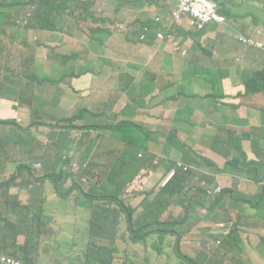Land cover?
Segmentation results:
<instances>
[{
    "label": "crops",
    "instance_id": "crops-1",
    "mask_svg": "<svg viewBox=\"0 0 264 264\" xmlns=\"http://www.w3.org/2000/svg\"><path fill=\"white\" fill-rule=\"evenodd\" d=\"M219 1L225 3L226 0ZM99 2L105 5L109 3L108 1ZM244 2L252 6L264 5V0H244ZM127 8L128 6H123L122 12L116 11L115 13L119 17L128 11ZM263 14L264 10L260 7L258 13L249 18L247 30L241 27V21L236 15L228 17L226 24L210 23L202 31L190 29L187 21L176 24V34H181L185 40L186 53L184 55H189L186 58L187 62L182 56H178L174 44L171 45L170 54L166 46H159L154 39L151 43V49L159 57H166V59L150 71L147 70L141 74H138V71L130 73L131 85L139 90L137 96L128 93L127 88L113 78L114 74L121 72L123 66L115 56L117 48L111 46L113 59L107 63V49L103 48L101 41L93 39V35L88 31L85 18L77 19L76 32L71 29L74 19L70 16V12L62 14V17L57 19L56 28L53 30L29 28L23 21L15 20L14 22L15 18H13L11 20L12 25L5 28L4 44L8 47L12 67L16 74L12 83L13 90L8 91L6 96L0 97V120H13L21 127L20 129H23L35 123L36 117L46 110L55 108L61 111L62 116L59 119L64 121L68 132L74 137V142L69 148V158L76 157L79 162L83 158H91L92 169L95 172L89 177H84L68 162L66 169L68 167L70 171L66 174L65 169L62 179L69 178L71 174L81 188L86 183H96L95 191H93L95 195L101 193L100 189L105 183L113 181L111 177L112 167L114 164L120 163L129 144L122 140L127 144L120 147L116 145L111 157L106 159L102 155L99 143L93 145L90 151L85 150L95 140H86V128L83 129V127L103 124L106 118L115 123L129 121L136 126L120 124V135L124 131L140 133L145 130L151 132L152 140H144L134 145L136 148L144 149L141 150L142 153L151 158L154 153H164L163 149L166 143L160 140V144L154 138L157 132H161L160 129L163 124L169 127L168 131L170 132L194 133L196 136L211 142L214 149L218 151H224L228 148L229 158L234 159V161H229L228 167L218 165L223 169L224 175L230 176V181L236 187L235 195L239 200L241 198V203L231 210V214L240 216L243 212L245 213V209L255 208L259 215L261 209L256 207L254 203L264 197V187L258 185V182L264 179V92L251 94L248 97L249 102L245 104L241 103L242 99L238 95L240 92H246V84L251 80L255 71L264 69V54L259 49L250 48L242 43L238 38V33L246 31L244 34L249 37L258 40L264 39V21H261ZM111 15L109 12H104L105 25L109 21L107 16ZM154 16H158V13H154ZM132 17L135 20L139 15L133 14ZM59 31L63 32L55 39L62 44L65 42L73 43L75 44L74 48L68 49L72 46L65 45L60 48L48 49L42 45L47 42L54 46L55 42H52L50 38L56 37ZM64 32H68V34H64ZM105 34L108 35L107 40L110 42H116L123 38L120 34L107 32L104 26L101 35L104 36ZM14 38L26 39L29 46L15 44ZM209 42L210 44L214 43V53L219 55L216 59L220 64L219 92L210 86L214 96L202 98L192 93L197 91L196 86L201 83L203 71H199L200 75L197 74L189 78L190 74L183 69L187 64L190 65L203 58L202 49L206 48ZM17 47H21L22 51L15 53ZM77 48L86 51L87 57L77 65H75L74 60L71 67L75 66L73 72H67L62 76L54 74L51 67L58 54H75ZM75 57L76 55L73 58ZM168 59L170 63L165 65ZM208 61L211 60L208 59ZM97 64L100 65V70L108 68L107 76L102 80L98 79L101 75L99 74L100 71L96 69ZM163 68L165 69L163 70ZM153 70H156L157 73H152ZM174 89L182 94L180 96L177 93L174 94ZM102 92L108 93L109 102L114 106L105 110H103L104 106L101 103L94 106L100 97H96L94 100L92 96L102 94ZM185 97H198L206 100L207 103L203 109L196 105H183L181 103ZM89 116L98 117L100 121H89ZM141 121L145 123L142 124ZM182 122L185 124L183 130L179 126ZM223 141H225L224 146L221 144ZM25 142L24 139L12 143L10 139H6L1 144H5L6 150H11ZM33 142L37 145L35 148L37 149L47 143V138L44 140L38 137L33 139ZM15 145L18 146L15 147ZM199 145L205 146L204 143H199ZM157 146H162L160 152L156 150ZM194 146L197 147L198 145L195 144ZM146 148H149V151H146ZM178 151V156L172 158L173 160L183 158V150ZM221 156L223 157L222 154ZM22 157L26 156H19V158ZM218 163L220 164V162ZM149 164L150 161L143 164L138 173L144 179L149 177L144 175ZM227 170L229 172L225 173ZM14 172L12 170L5 171L0 175L9 176ZM12 187H17L24 192L26 206H30L33 211L42 210L51 216L49 208L39 207L42 196L31 193L24 182L16 179V184ZM88 191L89 189H86L84 192L87 193ZM52 198L50 196V199ZM70 205L72 204H69L65 209L69 208ZM56 207H60V205ZM204 210L206 214L209 213L207 208ZM201 221L203 223L210 222L206 217H203ZM258 223H249L244 217V226L247 228L258 229ZM0 233L4 232L0 231ZM248 246L253 248L252 264H257L260 259L258 256L260 244L256 248L250 243Z\"/></svg>",
    "mask_w": 264,
    "mask_h": 264
},
{
    "label": "trees",
    "instance_id": "trees-1",
    "mask_svg": "<svg viewBox=\"0 0 264 264\" xmlns=\"http://www.w3.org/2000/svg\"><path fill=\"white\" fill-rule=\"evenodd\" d=\"M154 4L155 2L153 0H120L118 5L112 2L105 5L98 0H1L0 97L6 96L7 92L14 88L12 83L14 82L16 72L12 67V59L9 55L8 47L4 44V37L6 35L5 28L6 26L12 25L11 20H13V18H15L14 22L15 20H26L28 22L27 27L29 28L53 30L56 28L58 22L57 19L61 18L62 14L70 12V16L74 19L71 29L76 32L77 28L75 26L77 24V19L85 18L88 31L93 35V31L95 30H101L100 34H102L105 26L104 12L108 6L112 7V10L115 12H122L123 6H128L133 9V14L139 15L137 19H133L132 22L127 24L130 27L131 35H135L130 42L138 45V52L131 54L138 56L136 60L140 63L150 62L153 64L154 58L158 55L155 54L153 49H151L152 41L156 39L159 46H166L170 54V48L173 44L168 36L169 32H173L169 26V21L164 18H162L160 22L155 21V16L151 11V7ZM9 11H12V13ZM125 16L126 15L117 16L113 18L109 24L115 26L119 25L124 22ZM239 20L241 21V27L247 30L249 18H246V20L243 21L242 18L239 17ZM261 21H264V14L261 17ZM187 25L190 29H193L189 22H187ZM106 30L107 32L112 33L111 30ZM158 30L159 32L165 31L167 34L166 37H158ZM62 32L63 31H59L56 37L53 36V38H50L52 42H55L54 46L47 42L42 45L48 49L60 48L65 45L74 47L75 44L73 43L65 42L62 44L55 39L58 38ZM244 32L246 31H243V33ZM64 34H68V32H64ZM177 35L182 44H180L179 47L174 45L175 50L178 51L182 49L185 54L186 48L184 47V40L179 36V33H177ZM13 42L15 44L29 46V42L26 39L14 38ZM123 44L119 46L118 51H124L122 50ZM245 45L250 48H257L264 54V48H258L247 44ZM194 48H197V46H194ZM75 55L76 57L74 60L76 63L75 65H77L81 60L87 57V52L83 51L81 48H77L75 54H58V57L54 60V64L51 67L53 73L62 76L67 72H73L75 66L71 69H66L64 60L66 57L70 58ZM118 59L120 60V58ZM165 59L166 57L162 58V60ZM151 72L157 73L156 70ZM262 91H264V69H258L255 71L251 80L246 84L245 94L249 96ZM181 94L182 93H177L179 96ZM192 94L202 98H210L214 96L210 87L205 91H196ZM49 118L50 116L48 114L42 112L36 117L35 123L31 124L28 128L23 129H20L21 127L15 121L10 120L18 131H26V134L20 139H25L26 142L13 149L12 152L11 150H5V144H1L2 141H0V173L3 174L5 171L11 170L15 171V174H11L12 176L0 175V195L6 198L5 202L7 207L13 205L16 209L14 212L10 211L5 213L8 214V217H11L12 215L15 220L9 218L10 221H8L5 218H0V231L4 232L0 233V249H11L15 256L27 264H39V261L48 254L49 250L55 248L54 245L56 243H53L52 247L51 245L47 246L45 244L48 238H53L56 241L58 240V235H61L65 240H72L71 245H73L75 243L74 235L79 232L85 222H88L90 225L87 233L82 232L81 230V237L83 239L89 238L90 235L96 237L104 236L109 233L108 236L115 240L114 232L116 231V228L122 226V224L128 220L130 223L129 227L133 228L132 240L146 241L150 236H164L165 231L172 227V223H169L167 218L166 221H160L162 214L168 210L171 205H175L173 212H176L177 208L181 209V213L185 211L187 219L191 214H195L204 206H208L207 212L209 211V213L221 211L228 213L231 212L233 208L238 207L241 203L235 195L236 187L234 183L227 184V180L230 179V176L221 174V172L223 173V169L218 166V162H220L223 166L228 167L230 165L229 161H234L233 158H229L228 148L224 151H219L223 157L221 155H216L214 157L213 155L205 153L207 150L214 149L212 143L203 138L197 137L196 144L198 146H193L187 154L185 146L192 140L181 141L178 138L177 133H172V136H177L178 143L173 140L172 136L170 142L177 150H183L184 155L181 159L183 163L170 160V164H172L170 171L174 170V174L165 185H162L158 190H156L158 183L154 185L152 191L148 192L144 189L147 179H143L144 181L142 182H139L138 180L134 181V179H137L135 178L134 173L142 168V162L146 161V159L139 161V156L136 153L130 154V152L126 150L120 163L113 165L111 175L113 181L107 182L102 186L100 189L102 194H93V191H95L96 188V183H86L85 187L86 189H89V191L85 193L71 174L69 178L65 177L62 179V177L68 162L72 167L77 164L75 169L80 172L82 176H91L95 173L92 169L91 158H83L80 162L76 157L69 158V148L74 142V137L68 132L67 125L63 120L58 119L56 122L52 123L49 121ZM5 122L8 121L0 120V125ZM122 123L136 126L129 121L114 123V121L108 120L105 123L103 122V124L83 127V129L86 128V140H95V142L91 143L85 148V150L90 151L93 145L99 143L102 155L107 159L113 154L116 145L120 147L127 144L124 141L128 142L130 145L134 142L139 144L144 140H152V133L145 130L140 133L135 131H124L120 135L119 128ZM38 132L41 134H38ZM14 134L15 133H13L12 136H14ZM38 137L43 139L47 138V143L32 150L31 142ZM11 140L20 141L19 139L16 140V138ZM199 143H204L205 146L202 147ZM221 144L224 146L225 141L221 142ZM146 151H149V148H146ZM21 155L26 157L19 158ZM202 165L203 168L200 172L199 170ZM211 168H215L218 173L215 174L214 172L213 174L215 175L212 174L207 176ZM129 172H132L131 175ZM16 179L24 182L31 193H35L36 195L46 194L49 198L52 196L60 197L62 200L67 199L68 202L66 207L71 204L74 189L80 191V197L75 200L73 205H70L69 208L65 209L64 214L50 216L51 219L47 221L49 224V230H46L50 236L43 234V231L40 230L37 237L38 243L35 247L31 244L33 242L34 234L23 232L20 225V221L23 218L25 220V227L29 231H31L34 224L38 227L37 223L33 221V218H30V215H32L34 211L10 191V186L16 184ZM38 182L41 186H38ZM201 182H203L204 185H201ZM192 183H196V186H193ZM217 188L219 190L214 194V191ZM185 191H188L189 193L187 194ZM128 192L131 193V197L127 199L124 195ZM184 196H186V198H184ZM129 199H131V202ZM134 199L138 204L142 205L145 210L140 215H142L146 221L142 222L139 226H135L140 215L135 217V210L138 207V204H135V207H133L134 205L132 201ZM261 200L264 202V197H262ZM94 201H100L101 210L97 208L96 211H94L96 205ZM186 204H189V206ZM254 205L258 207L256 203H254ZM188 212H191V214ZM123 213L127 216L125 215L122 217ZM203 213L206 214L205 210ZM101 219L104 220V222H102ZM206 223L209 222L206 221ZM167 224L170 226H167ZM26 237L27 240L25 241ZM156 243L157 240L155 241V244ZM116 250H118L117 247ZM21 251L22 255H19L18 253ZM86 251L88 252L87 249ZM179 251L182 255L184 254L180 249ZM263 254L264 245L261 243L258 256L264 257ZM247 257L250 260V256ZM183 260L187 261L189 264H204L202 259L191 260L184 257ZM252 262L253 260H250L249 263L252 264ZM50 264H52V261ZM56 264L66 263L60 262ZM67 264L88 263H80L70 260Z\"/></svg>",
    "mask_w": 264,
    "mask_h": 264
},
{
    "label": "rangeland",
    "instance_id": "rangeland-1",
    "mask_svg": "<svg viewBox=\"0 0 264 264\" xmlns=\"http://www.w3.org/2000/svg\"><path fill=\"white\" fill-rule=\"evenodd\" d=\"M98 1L114 2V4L118 5L120 0H98ZM153 1L155 2V4L151 7L152 13L153 14L158 13V16H162L165 19L169 18L175 7V3H169L167 2V0H153ZM217 1L219 2L220 10L227 16V18L233 15H237L241 17L243 21H245L246 18H251L254 14H257L260 7H262V10H264V5L252 6L249 3H245L244 0H226L224 1L225 3H221L219 0ZM127 10L128 11L126 13H123V15H126L124 22L116 26L109 24V22L113 18L117 17L115 11H113L112 7L110 6H108V8H106L105 10V12H109L112 14L111 16H107L109 18V21L105 25V29H109L113 33L122 35L123 36L122 39H119L116 42H110L109 40H107L108 35L105 34L104 36H102L100 34L101 30L93 31V39L97 41H101L103 44V48L107 49V57H106L107 63H110V60L113 59V57H111V46L117 48V52L115 53V56L116 58H120V60L119 59L118 60L123 66L121 72L114 74L113 78L121 82L123 86L127 88L128 93H132L134 96H137L139 90L131 85L132 77L130 76V73L132 71H138V74L144 73V71L153 69L155 67L154 65L161 64V61L163 60L161 57L157 56L153 60L154 65L150 62L140 63L138 60H136L138 56H135L133 54L138 52V45L130 42V40H132L135 35L134 34L133 36L131 35L130 27L127 25L128 23L132 22L134 19L130 17L133 15V9L128 7ZM9 12L12 13V11ZM175 25H174V31L172 32V35L171 37H169V39L176 47H179L180 44L182 43L178 35L176 34ZM160 32L163 34V36L165 35V31H160ZM179 36L183 39V36L181 34H179ZM125 42H129V43H125ZM122 44H123L122 50L124 51H118L119 46H121ZM71 48L74 47H69L68 49ZM20 51H22V48L17 47L15 53H19ZM177 53L178 56H182L184 60H186V58L189 57V55H184L182 49L178 50ZM202 56L203 58L201 60L193 62L190 65L187 64L183 70H185L186 73L190 74L189 78L197 74L200 75L199 71L201 70L203 71V73H201V83H198L196 86L197 91L198 90L205 91L209 89L210 86L214 87L218 91L219 79H220V64L216 60L218 59L219 55H215L214 53V43L210 44L209 42L207 47L206 48L204 47L202 49ZM208 59L211 61H208ZM99 60L100 58L98 59V61ZM169 63L170 60L168 59L165 65H169ZM73 64H74L73 57L66 58L64 60V65L66 66V69L71 68ZM96 69L100 71L99 74L101 76L98 78L99 80H102L107 76L108 68L100 70V65L97 64ZM164 69L165 68H163V70ZM157 77L160 78L159 75H157ZM176 93L178 92L176 91V89H174V94ZM249 96L243 92H240L238 95V97L242 99L241 100L242 104L249 102L248 100ZM96 97L97 98L100 97V98L96 100L94 106L97 105V103H101L102 106H104L103 110L114 106L109 102V95L107 92H102V94L99 93L98 95L94 94L92 96V99L95 100ZM206 103H207L206 100H202L198 97H192V98L185 97L184 101L181 104L196 105L198 108L203 109ZM44 113L50 116L49 121L52 123L56 122L62 116V112L55 108L46 110L44 111ZM93 118L89 116L88 120L89 121L93 120L95 122L100 121V118L98 117H93ZM5 121L8 122L2 123V125H0V141H5L6 139H13V138H16V140L18 139L20 140L26 134V131H18L10 120H5ZM107 121H108L107 118L104 119V123ZM141 123L144 124L145 122L141 121ZM179 126L183 130L185 127L184 122L180 123ZM168 130L169 127L166 124H163V126H161L160 129L161 132H157L156 135H154V138H156V140L159 141V143L160 140L166 143L163 149L164 153L162 154L154 153L152 158L148 157L142 153L141 150L144 149L134 147V145L136 144L135 142L130 144L127 148L130 154L136 153L139 156V161L140 160L142 161V159H146V161L142 162V164H145L150 161L147 171L144 172V175L149 176L147 178V183L144 188L148 192L152 191L156 183H158V186L156 188V190H158L164 184L163 182L166 181L165 179L173 175V171L172 170L170 171L172 164H170L169 160H173L172 158L178 156L179 151L170 142L172 133H177V136L181 141L192 140L189 141L187 143L188 145L185 146V151L187 154L188 152H190L191 148L197 143L196 138L198 136H196V134L194 133H190V132L178 133L176 131L170 132ZM13 133H15L14 136H12ZM38 134L41 133L38 132ZM177 136L173 135L172 138L175 142L178 143ZM31 143H32L31 148L35 149L37 145L33 141ZM77 143L80 145L79 142ZM156 150L160 152L162 150V146H157ZM12 151L13 149H11V152ZM205 153L213 155L214 157H215V153L217 155H221L217 149L207 150ZM140 154L142 155L140 156ZM173 161L183 163L181 158ZM219 166L222 167L223 164L220 163ZM202 168L203 165L200 167L199 170L200 172L202 171ZM140 170L141 168L134 173L135 178H137L134 179V181L137 180L139 182L144 181L143 180L144 178L138 175ZM69 171L70 169L67 167L66 174ZM214 172L215 174L218 173V171H216L215 168H211L207 176L212 175ZM228 172L229 170H227L225 173ZM129 173L131 175L132 172ZM221 174L224 173L221 172ZM230 183H232L230 179L227 180V184ZM195 184L192 183L193 186H196ZM200 184L204 185L203 182H201ZM243 184L241 185V187L243 186ZM258 185L260 187H264V179L260 180L258 182ZM38 186H41L39 182H38ZM237 187H239V185H237ZM82 188L84 191H86L85 185H82ZM218 190L219 189L217 188L214 191V194H216ZM10 191L13 195L19 197L26 205L25 202L26 195L24 194V192L20 191L17 187H12V186H10ZM79 192L80 191L78 190L73 191L72 201H71L72 205L75 203V200H77L80 197ZM185 193L188 194L189 192L185 191ZM99 194L101 195L102 193ZM40 195L42 196V202L40 203L39 207L43 209L49 208L50 210L49 212L51 216H59L65 213L66 204L68 202L67 199L62 200L60 197H53L52 199H50L48 198V195H44V194H40ZM124 196L128 199L131 197V193L128 192ZM186 196H184V198H186ZM0 200H1L0 218L2 219L5 218L8 221H10L9 218L15 220V218L12 215L11 217H8V214H5L6 212L16 211L15 207L13 205L7 207L5 202L6 198L3 197L2 195H0ZM38 201H40V199H38ZM129 201L131 202V199H129ZM239 201H241V198ZM94 202L96 204L94 207V211H96L97 208L101 210L102 208L100 205V201H94ZM132 202L134 205L133 207H135V204H138L135 199ZM59 205L60 207H56ZM186 205L189 206V204ZM256 205L261 209L259 215L257 214V209L255 208L245 209V213L243 212L240 216L232 215L231 212L225 213V211L210 212L208 214H204L203 213L204 209L208 208V206H204L203 208H200L195 214H191V212H188L191 215L187 219L185 216V211L181 213V209L177 208L176 212H173V209H175L174 207L175 205H171L169 209L162 214V216L160 217V221H166L167 218L169 220L168 222L172 223V227L171 228L169 227L170 229L165 231L164 236L162 235L161 237L159 235L150 236L146 239V241L132 240L133 228L129 227L130 223L128 222V220H126L124 224H122V226L116 228V231L114 232L115 240H113V238L108 236L109 233L104 236H96V237L90 235L89 238L83 239L81 237V230L82 232L87 233L88 227L90 225L88 222H85L82 225L79 232L76 235H74L75 243L73 245H71L72 240H65L61 235H58V240L56 241L53 238H48L45 244L47 246L51 245L52 247V244L56 243L54 245L55 248L50 249L48 254L45 255L39 261V264H50L51 261L52 264L54 263L56 264L60 262H64L67 264L70 260L80 263H88V264H189L187 263V261L183 260L184 257L189 258L191 260L202 259L204 261V264H251L249 262L250 260H253V254H252L253 248H249L248 244L250 243L254 245V248H256V246L261 243H263L264 245L263 200H261V198L257 200ZM135 211H136L135 217H137L145 210L143 209L142 205L138 204V207L136 208ZM125 215L126 214L123 213L122 217H124ZM203 217L209 219L210 222L203 223L201 221ZM244 217H246V220L249 223L257 224L259 222L258 223L259 228L251 229L245 227ZM30 218H33V221L37 223L38 227L36 226V224H34L31 228V231H29L25 227V220L23 218L20 221L21 222L20 225H21V230L23 232H29L31 234H34L33 242L31 244L35 247L36 244L38 243L37 237L39 235L40 230L43 231V234L50 236L46 232V230H49V224L47 223V221H49L51 217L48 214L44 213V211L42 210H36L33 212L32 215H30ZM101 221L104 222V220L102 219ZM145 221L146 220H144L142 215H140V218H138L137 224L135 226H139L142 222ZM167 226L170 225L167 224ZM26 240L27 237L25 241ZM156 240L157 243L155 244ZM41 245H42V241H41ZM116 247L118 248V250H116ZM86 249L88 250V252L86 251ZM179 249L184 253L183 255L182 253H180ZM6 251L12 252L11 249L9 250L6 249ZM18 254L22 255V251L19 252ZM247 256H250V260L248 259ZM263 262H264V257L262 256L260 257L258 263L264 264Z\"/></svg>",
    "mask_w": 264,
    "mask_h": 264
},
{
    "label": "built area",
    "instance_id": "built-area-1",
    "mask_svg": "<svg viewBox=\"0 0 264 264\" xmlns=\"http://www.w3.org/2000/svg\"><path fill=\"white\" fill-rule=\"evenodd\" d=\"M167 2L175 3L174 11L172 13V19L169 22L170 28L174 31L173 26L175 24H181L185 21L196 30H204L210 23L226 24L227 18L220 12V5L216 0H167ZM162 16H156L155 21L160 22ZM165 19V18H164ZM166 20H168L166 18ZM166 33L163 36L161 32L158 33L160 38H165ZM172 32H169L168 36L171 37ZM241 42L247 45H253L258 48H264V40L254 39L249 36L240 35ZM141 156V154H140ZM173 174H174V170ZM173 176V175H172ZM165 179V183L172 177ZM0 264H27L23 260L19 259L12 252L0 249Z\"/></svg>",
    "mask_w": 264,
    "mask_h": 264
},
{
    "label": "clouds",
    "instance_id": "clouds-1",
    "mask_svg": "<svg viewBox=\"0 0 264 264\" xmlns=\"http://www.w3.org/2000/svg\"><path fill=\"white\" fill-rule=\"evenodd\" d=\"M171 3V2H170ZM173 11H174V9H173ZM173 11H172V13H173ZM221 12V11H220ZM172 13H171V15H170V17L169 18H167L168 20L167 21H171V19H172ZM222 13V12H221ZM223 14V13H222ZM223 15H225V14H223ZM226 16V15H225ZM237 16V15H236ZM239 17V16H238ZM226 18H227V16H226ZM227 21H228V18H227ZM25 24H28V22L26 21V20H24L23 21ZM240 35H245L244 33H238V38H239V36ZM245 36H247V35H245ZM240 40V39H239ZM264 40V39H263ZM243 43V42H242ZM22 140H24V139H22ZM22 140H20V141H22ZM10 141L12 142V143H15L16 141L15 140H11L10 139ZM20 141H17V142H20ZM18 145H15V147H17ZM5 150H6V148H5ZM76 166H77V164H75L74 165V169L76 168ZM12 174H15V172L14 173H12ZM16 181V180H15ZM2 250H4V249H2ZM6 250V249H5ZM9 252V251H8Z\"/></svg>",
    "mask_w": 264,
    "mask_h": 264
}]
</instances>
